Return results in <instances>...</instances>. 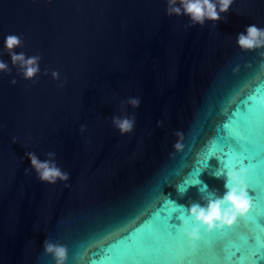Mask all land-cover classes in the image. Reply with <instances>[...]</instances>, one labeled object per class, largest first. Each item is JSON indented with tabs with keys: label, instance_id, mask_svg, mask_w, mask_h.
<instances>
[{
	"label": "water",
	"instance_id": "1",
	"mask_svg": "<svg viewBox=\"0 0 264 264\" xmlns=\"http://www.w3.org/2000/svg\"><path fill=\"white\" fill-rule=\"evenodd\" d=\"M166 8L0 0L11 69L0 73V264H54L45 240L67 248L66 264H264V49L236 43L248 26L264 29V0H234L203 27ZM10 34L23 40L17 54L42 57L33 81L11 65ZM124 116L135 126L121 135L112 118ZM28 152H54L69 186L41 182ZM229 168L243 173L250 209L194 244L187 209L222 198ZM194 169L199 183L181 192Z\"/></svg>",
	"mask_w": 264,
	"mask_h": 264
},
{
	"label": "clouds",
	"instance_id": "2",
	"mask_svg": "<svg viewBox=\"0 0 264 264\" xmlns=\"http://www.w3.org/2000/svg\"><path fill=\"white\" fill-rule=\"evenodd\" d=\"M233 3L234 0H167L166 14L169 17H187L190 21L188 27L197 25L203 27L205 21L213 22L214 25L219 21L220 14L227 13ZM236 43L243 52L262 50L264 49V29L254 24L250 25L246 29V35H238ZM21 47H23V40L20 36L10 34L5 37L4 48L11 58L12 67L17 69V74L25 81H33L40 74L42 57L39 54L26 57L23 52L17 54L14 50ZM261 68L264 69V64H261ZM10 72L8 64L0 60V73L10 74ZM44 75L47 76L48 72L45 71ZM51 77L54 81L60 80V74L57 71H52ZM16 83L15 79L11 81L12 85ZM60 86L63 87V84ZM126 103L133 109H137L141 101L139 98H129ZM112 124L121 135L131 133L135 126V116L113 117ZM80 130L84 132L85 127L81 126ZM176 135L179 137L181 134L178 132ZM13 142L15 143V139ZM176 148L180 149L181 144L177 143ZM25 155L31 162V170H34L41 182L55 184L60 181L64 182L66 187L69 186L67 182L70 180V174L57 166L54 152L47 153V159L44 161L31 152ZM25 173H29V170L26 169ZM223 174L221 172L219 175ZM226 176V192L222 198L210 199L206 206L194 203L187 209V215L191 218V226L188 221L183 222L184 235L194 244L201 239V229H207L211 233L225 227L231 228L238 217H243L250 209L243 173L231 171L227 172ZM44 251L53 258L54 264H66L68 252L65 246L45 240Z\"/></svg>",
	"mask_w": 264,
	"mask_h": 264
},
{
	"label": "snow or ice",
	"instance_id": "3",
	"mask_svg": "<svg viewBox=\"0 0 264 264\" xmlns=\"http://www.w3.org/2000/svg\"><path fill=\"white\" fill-rule=\"evenodd\" d=\"M224 159L227 160L228 157L225 156ZM243 163H244V164H247V159H245V161H243ZM202 169H203V168H202ZM202 169L199 170V171H197V170L194 169V170L189 174V180H188V182L185 184V183L182 181V186H179V190H180L181 192H183V191L186 190V187H187L188 185H195V184H198V183H199V180H198L197 177H198L199 173L202 171ZM231 171H232V170L229 168V169H228V172H231ZM217 175H218V174H217ZM249 188H252V186H251L250 184L248 185V189H249ZM249 199H251V198H249ZM173 204H174V203H173ZM172 214H173V213H171V215L168 216L166 213H162L161 215L164 217L165 221L167 222V225H168L169 229H171V230L174 231V230H175V229H174V226L169 224V220H170ZM260 223H261V222H260ZM261 226L264 227V223H261ZM255 246H256V241H255V239H253V243H252V245H251V248H252V250H253V253L255 252V250H254V249H255ZM260 251H264V248H261Z\"/></svg>",
	"mask_w": 264,
	"mask_h": 264
}]
</instances>
